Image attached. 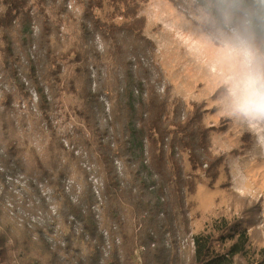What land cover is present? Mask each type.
Wrapping results in <instances>:
<instances>
[{"label":"trees","instance_id":"obj_1","mask_svg":"<svg viewBox=\"0 0 264 264\" xmlns=\"http://www.w3.org/2000/svg\"><path fill=\"white\" fill-rule=\"evenodd\" d=\"M72 1L0 0L1 104L8 108L29 98L23 79L34 88L45 120L64 95L74 96L78 104L71 110L83 128L76 129L77 142L99 181L94 185L79 158L61 145L55 148L54 139L44 158L27 151L8 111H2L3 168L34 179L28 193L42 209L48 204L40 186L49 188L64 229L53 232L57 224L48 222L34 239L31 230L5 216L0 199V264H131L137 246L143 249L142 264H179L172 238L181 222L188 225L187 194L200 178L213 184L222 165L210 142L215 129L203 122V104L177 98L167 84L160 93L162 73L153 62L141 63L155 52L140 15L147 0H75L79 14ZM200 2L217 27H239L253 54L251 70L264 72V0ZM69 24L75 27L71 38L61 31ZM96 36L103 51L97 50ZM67 177H74L68 192ZM95 206L111 228L106 256L105 223L96 219ZM247 227L224 217L207 223L191 235L189 264H264V246L251 240Z\"/></svg>","mask_w":264,"mask_h":264},{"label":"rangeland","instance_id":"obj_2","mask_svg":"<svg viewBox=\"0 0 264 264\" xmlns=\"http://www.w3.org/2000/svg\"><path fill=\"white\" fill-rule=\"evenodd\" d=\"M200 1L197 0L195 4L192 0H147L140 11L145 19L144 36L155 47L153 58H141V63L148 66L153 62L162 73L160 93L164 92L167 84L177 98L187 103L203 104L206 110L203 122L205 126L215 129L210 133L212 149L216 156L222 158L214 183L200 178L194 191L187 194L188 225L184 228L181 222L172 238L180 257L179 264L190 262L191 235L199 233L207 223L218 217L246 223L251 240L264 246V121H250L236 113L229 91L240 74L251 69L253 54L247 37L239 27H217L211 19L210 9ZM71 6L74 13H80L75 0ZM98 15L103 18L104 12ZM61 31L71 38L75 27L69 24ZM95 43L97 50L103 51V42L97 36ZM132 61L136 60L133 58ZM90 72L95 80V69ZM23 82L29 98L15 100L7 108L1 104L5 101L0 92V113L8 111L27 151L32 148L44 158L45 147L54 139L55 148L61 145L66 153L79 158L80 166L89 180L95 181L93 177L98 180L86 150L77 142L76 129L83 128L71 109L78 104V100L70 94L64 95L61 104L45 120L37 110L34 88L26 79ZM2 86L9 91L7 85ZM47 93L48 89H44L46 96ZM50 99L48 96L47 101ZM25 156L29 157V154ZM73 181L74 177L64 180L67 192ZM29 183H35L34 179L22 173L12 175L6 172L0 161V199L5 216L16 226L31 230L34 239L35 230H42L48 222L57 224L52 227L53 232L60 227L64 229L50 200L49 188L44 184L40 186L42 197L48 204L47 209H42L37 199L29 196ZM92 211L99 222L105 223V226H101L102 230L109 232L110 225L102 217L99 206ZM47 228L43 231L50 235ZM114 242L120 245V241ZM169 246L170 238L167 242ZM109 247H112L111 241L105 246V256L110 251ZM142 252L143 249L137 246L131 256V264H142Z\"/></svg>","mask_w":264,"mask_h":264},{"label":"clouds","instance_id":"obj_3","mask_svg":"<svg viewBox=\"0 0 264 264\" xmlns=\"http://www.w3.org/2000/svg\"><path fill=\"white\" fill-rule=\"evenodd\" d=\"M229 91L236 113L250 121H264V72H242Z\"/></svg>","mask_w":264,"mask_h":264},{"label":"built area","instance_id":"obj_4","mask_svg":"<svg viewBox=\"0 0 264 264\" xmlns=\"http://www.w3.org/2000/svg\"><path fill=\"white\" fill-rule=\"evenodd\" d=\"M195 4H197V0H192ZM262 1V0H261ZM93 179L95 180V181H92L91 180V178H90V181H92L93 183H94V185H96L97 186V180H96V178H94L93 177ZM98 188V187H97ZM96 195L98 196L99 195V193L98 192H96ZM104 237H105V240H106V244H108L109 243V241H108V239H107V234H108V232L107 231H105L104 233ZM191 239V238H190ZM191 246H192V253H193V242H192V239H191ZM110 248V247H109ZM108 248V249H109Z\"/></svg>","mask_w":264,"mask_h":264}]
</instances>
